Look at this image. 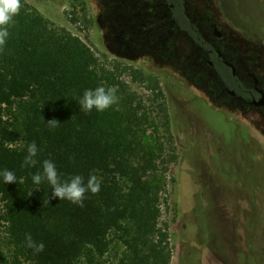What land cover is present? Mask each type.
Segmentation results:
<instances>
[{
  "label": "rangeland",
  "instance_id": "rangeland-1",
  "mask_svg": "<svg viewBox=\"0 0 264 264\" xmlns=\"http://www.w3.org/2000/svg\"><path fill=\"white\" fill-rule=\"evenodd\" d=\"M142 1L143 9L153 6ZM21 3L51 29L83 41L101 74L111 73L131 95V104L123 102L124 95L118 104L136 109L127 115L137 157L153 159L156 166L151 178L161 189L157 227L166 235L169 264H264V128L211 87L191 44L176 37L170 51L172 33H163L168 27L159 21L148 22L154 43L141 42L133 25L145 20L125 15L116 0ZM186 8L207 39L214 38L207 27L217 26L218 44L228 41L232 63L264 78V0H188ZM125 68L141 72L144 81H134ZM253 139L258 151L238 146ZM3 216L0 199V252L9 256ZM108 243L101 263L117 264L122 246L114 235Z\"/></svg>",
  "mask_w": 264,
  "mask_h": 264
},
{
  "label": "trees",
  "instance_id": "trees-1",
  "mask_svg": "<svg viewBox=\"0 0 264 264\" xmlns=\"http://www.w3.org/2000/svg\"><path fill=\"white\" fill-rule=\"evenodd\" d=\"M9 33L0 50V172L12 171L16 183L6 184L0 175L10 247L9 256L0 252V264H102L111 235L122 246L117 264H169L166 235L157 227L161 189L151 178L156 166L153 159L137 157L127 115L136 109L117 102L103 112L85 113L78 104L86 89L99 86H117V96L131 104L125 86L111 73L101 74L83 41L51 29L25 4ZM125 70L134 81H144L140 73ZM152 88L158 89L157 82ZM53 118L60 122L56 128L47 124ZM33 141L37 164L24 165ZM241 143L259 150L254 143ZM44 160L56 165L61 181L81 175L86 183L95 175L99 192H86L83 206L53 199L46 179L40 184L32 179L43 175ZM26 234L44 250L27 247Z\"/></svg>",
  "mask_w": 264,
  "mask_h": 264
},
{
  "label": "flooded vegetation",
  "instance_id": "flooded-vegetation-1",
  "mask_svg": "<svg viewBox=\"0 0 264 264\" xmlns=\"http://www.w3.org/2000/svg\"><path fill=\"white\" fill-rule=\"evenodd\" d=\"M149 1L153 6L143 9L142 0H116L121 11L127 10L124 12L125 15L132 16L133 19L139 17L137 20H145L140 25L132 23L139 40L146 44L154 43L157 36L154 35L155 30L148 29V22L159 21V25H167L168 28L164 30L162 28V32L170 30L172 33V36L167 37L168 49L173 50L172 42L176 40V37L189 42L194 49L193 56L197 62L206 66L207 72L204 77L211 78V87L215 88L220 97L233 107L239 108L244 114L253 115V118L256 116L264 128V78L257 77L247 69V71H241V67H237L230 61L228 57L231 47L228 41L218 44L222 40V33L217 26L210 24L209 28L207 27V31L214 36L207 39L202 34L197 20L194 19L195 16L191 17L187 13L188 0ZM134 3L137 5L136 8H132ZM207 22H209L208 19ZM138 73L141 75V72L138 71ZM251 143L261 147L255 139L251 140ZM200 254L198 253L199 256Z\"/></svg>",
  "mask_w": 264,
  "mask_h": 264
},
{
  "label": "clouds",
  "instance_id": "clouds-1",
  "mask_svg": "<svg viewBox=\"0 0 264 264\" xmlns=\"http://www.w3.org/2000/svg\"><path fill=\"white\" fill-rule=\"evenodd\" d=\"M21 8V0H0V50H3L6 45L10 35L9 27L15 24V17L19 14ZM117 92V86H110L108 88L99 86L94 90L86 89L83 96L78 100L80 110L89 113L95 108L97 111L103 112L118 102ZM47 124L50 128H56L60 122L53 118ZM27 152L24 165L35 166L37 160L34 157H36L38 152L35 141L28 146ZM42 167L43 175L40 173L34 174L32 177L33 182L40 184L42 180L46 179L52 186L53 199H66L71 203L83 206L86 192L97 194L100 190V181L95 175H91L86 183L81 175H74L68 180L61 181L56 165L52 161L44 160ZM0 175L3 176L6 184L16 183V176L12 171L5 169L3 172H0ZM44 203H49V200H45ZM25 239L27 247L34 249L35 252L38 253L44 250V244L33 240L30 234H26Z\"/></svg>",
  "mask_w": 264,
  "mask_h": 264
},
{
  "label": "water",
  "instance_id": "water-1",
  "mask_svg": "<svg viewBox=\"0 0 264 264\" xmlns=\"http://www.w3.org/2000/svg\"><path fill=\"white\" fill-rule=\"evenodd\" d=\"M217 36H219V34H217Z\"/></svg>",
  "mask_w": 264,
  "mask_h": 264
}]
</instances>
